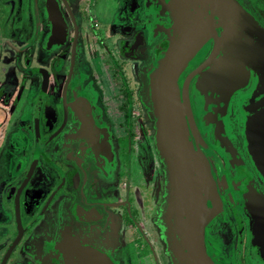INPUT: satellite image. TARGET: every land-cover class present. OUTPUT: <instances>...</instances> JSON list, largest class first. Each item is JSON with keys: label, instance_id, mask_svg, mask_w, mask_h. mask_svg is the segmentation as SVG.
<instances>
[{"label": "flooded vegetation", "instance_id": "flooded-vegetation-1", "mask_svg": "<svg viewBox=\"0 0 264 264\" xmlns=\"http://www.w3.org/2000/svg\"><path fill=\"white\" fill-rule=\"evenodd\" d=\"M54 1L64 24L63 34L52 40L49 0H0V10L9 9L4 20L12 32L0 29L2 43L12 50L10 38H29L37 43L33 55L41 64L35 66L41 73L36 92L17 68L0 85L9 120L20 112L9 135L21 152L12 164L8 157L0 161V264H39L35 257L47 254L53 264H63L52 246L65 233L114 264H198L188 227L196 174L190 154L197 151L208 161L218 198L209 192L203 206L210 214L202 230L209 258L214 264H264L251 244L245 209L250 188L264 196V170L254 149L264 158V119L258 122L264 113V0H116L117 13L107 10L105 0ZM38 5L45 7L40 19ZM180 26L201 32L202 40L176 74L181 137L192 147L184 141L179 148L181 175L170 138L182 183L176 198L167 150L147 141L157 121L150 83L143 79L161 82L183 52L186 45L175 48ZM101 49L113 79L123 84L119 99L105 79L84 76L93 61L95 70L106 68L97 62ZM185 82L194 131L182 107ZM136 87L137 100L131 93ZM20 104L28 105L17 110ZM143 150L149 152L145 164Z\"/></svg>", "mask_w": 264, "mask_h": 264}, {"label": "water", "instance_id": "water-1", "mask_svg": "<svg viewBox=\"0 0 264 264\" xmlns=\"http://www.w3.org/2000/svg\"><path fill=\"white\" fill-rule=\"evenodd\" d=\"M47 8L50 13V19L52 22V34L50 37L53 40L55 37H57L58 34H63L64 21L62 20L61 14L54 0H49ZM59 37H63V35H60ZM200 37L201 33H199L198 31H193L191 33V37L189 38V42L185 50H183L181 54L176 56L175 59L171 61L170 65L165 69L163 78L161 80L162 93L160 108L161 111H163L162 116L164 115L163 124L166 132L178 147L177 169L181 175L184 174V171L182 168L181 153H179V148H181L182 143L184 145V141H186V145L190 148L191 152L192 147L188 142L189 140L188 138H186V136L183 140L181 137L184 134V127H181V123L177 115L178 105L180 106V104H178L179 96L176 84V74L181 66L190 57L192 52L196 49L197 41L200 39ZM215 43L218 47L217 39ZM186 86L187 83L185 82L182 93V107L187 113L190 124L192 125V130L194 131L193 121L191 120V114L189 110ZM262 115L263 116L258 117V122L261 125L263 124L262 121L264 119V113H262ZM252 133L254 135V131ZM252 139L253 138L251 137L250 140ZM258 143L260 144V142ZM254 149L258 152V160L260 162L261 168L264 170V158L261 156L256 145ZM190 156H192L191 158L194 157L195 160L193 159V161L196 165V174L191 180L193 187V198L191 211L188 217V227L191 234L190 237L192 240V249L198 264H214L205 250L203 241V225L210 218V214L208 213L209 211H205L203 206L204 200L209 196L210 193H212L216 200H218L217 193L214 180L210 172V167L205 156L198 151L196 153L193 152L192 155L190 154ZM245 209L250 214L252 220L251 244L258 248L261 259L264 260V196L260 194L255 188H250L248 190L245 201ZM52 248L57 254H59L63 264H114L108 255L90 245L82 244L80 239L69 233H65L61 240L56 241L53 244Z\"/></svg>", "mask_w": 264, "mask_h": 264}, {"label": "rangeland", "instance_id": "rangeland-1", "mask_svg": "<svg viewBox=\"0 0 264 264\" xmlns=\"http://www.w3.org/2000/svg\"><path fill=\"white\" fill-rule=\"evenodd\" d=\"M15 2H17V0H15ZM105 3H106L108 11H111V12L114 11V12L117 13L119 6H118V3H117L116 0H105ZM17 6H19V5H17ZM44 8H45L44 6L42 7V5H38L37 12H39V19H40V16L44 17V15L41 14L42 12L45 11ZM4 9H5L4 7H3V9H1V10H3V12L0 15V29L3 28V31H2L3 35L4 34L5 35L10 34L11 35L12 32L9 29L10 27L8 25V22L4 20L5 19V15L4 14H7L9 9L8 8L6 10H4ZM99 14L103 18H107L108 17V13H107L106 10L101 9ZM9 15H11V13H9ZM117 24H119V23H117ZM18 36L19 35H16L13 38H10L8 40L11 43V47H13V49H16V51H19V50H22L24 48L26 49V47L29 46V45L31 47L29 49L27 48V53H26L27 55H25V56L22 55V54H15L14 55L15 56V61L14 62H17V61L18 62L19 61L20 62H25V60H29V61H31L30 63H32L33 66L41 65L40 63H38V61L36 60L35 56L33 55V51H35V47L34 46L37 43L36 44H32V43L29 44V42H28L29 38H25V40H23V42H22V39L19 38ZM3 40H5V39H3ZM1 43H2V38L0 37V44ZM2 46H4V43H2L0 45V48H2ZM100 52H101V54H100L101 58L99 57L100 60L97 61V62H100L101 64H99V65H102L103 67H106V68H101V69H99L100 71L99 70H95L94 64H96V62L93 61L94 64L90 65L91 68L89 70H87V73L84 76H85L86 80L89 79V80L96 81L97 79L100 80L101 78L105 79L107 85H109V88L111 89L110 92L112 93V95L114 94L113 96L116 99H119V97H120L119 95L122 92L121 88H122L123 84H121L119 81L115 82L116 80L113 79L115 77H114L111 69L108 68L110 66L109 63H108L110 61V59L107 58V56L104 54V51L102 49L100 50ZM29 53L31 55H28ZM55 53H56V50H52L51 51V57H52V55L54 56ZM96 55H97V53H96ZM96 60H98V59H96ZM48 66H49V63H48ZM48 66H47V64H44V67H48ZM143 80H144V83H150V87L148 85V86H146V88L150 89L149 91L152 92V98L151 99L153 100L152 105L154 107L153 110L155 112L154 117L156 118V121H157L156 127L154 128V130H152L154 133L149 132V134L147 136V141H149V143H151V144H154L153 142H156L158 146H160V147L163 146L167 150V153L165 154V157L170 159L169 167L167 168V170L169 172L168 178L170 179L169 187L172 190L171 191L172 194L177 198L178 195H179V192L181 193L180 190L182 189V183L179 181V178H178L179 175H178V173H177V171H176V169L174 167V164H173V160H174L173 159V155H174L173 143H172V141L170 139L169 134L166 132V130L164 128V124H163L164 123L163 122V116L164 115L162 116L163 111H161V108H160L161 107L160 106V103H161V90H160L161 82H160L159 78H155V77L152 79V81L150 80V82H149V80L147 79L146 76H145V78ZM113 83L116 84V85H114ZM32 91H33V89H32ZM131 93H132L133 98H135V100H137L136 96H139V91H138L137 87L135 88V90L131 91ZM135 104H136V106L134 107L135 109L134 108H132V109L137 111V109H138L137 101H135ZM8 105L9 104L6 103L5 101L4 102L3 101L0 102V121L1 122H5L6 120L9 119V112H8L9 106ZM146 110L149 111L150 107L148 109L147 108L144 109V112H143V117L144 118H147ZM144 114H145V116H144ZM147 114H149V112ZM136 119L137 118H134L133 120H136ZM129 120H130V118H129ZM142 120H144V119H142ZM143 124H144L143 126L145 128H147V126L145 124V120H144ZM228 137H230L229 134H228ZM228 140H230V139L228 138ZM143 142L144 143L146 142L145 138H144ZM180 152L183 153L182 149H180ZM148 155H149V152L147 150H143L142 151L143 164H145V161L149 158ZM191 176H192V178H194L193 174H191ZM153 178H155V176ZM154 183H155V180H154ZM157 183H159V182H157ZM143 186H144V184H143ZM144 187L147 188V184H145ZM152 189H153V187H152ZM191 190H193L192 186H191ZM143 194L150 196L149 195V191L145 192L144 189H143ZM187 194H188L187 191L183 192V196H185V200H186V206L189 203V201H188L189 197H187L188 196ZM143 200H142V203L143 204L146 203V201L145 200L143 201ZM153 201H155V199H152V202ZM177 201L175 202L176 205L179 204ZM142 203H140V204H142ZM219 223L221 225L222 221L219 220ZM219 230L221 232L223 229L219 228ZM216 245H219V244H216ZM213 250L216 251V248L214 247ZM240 263L241 264H247L246 261H241Z\"/></svg>", "mask_w": 264, "mask_h": 264}, {"label": "crops", "instance_id": "crops-1", "mask_svg": "<svg viewBox=\"0 0 264 264\" xmlns=\"http://www.w3.org/2000/svg\"><path fill=\"white\" fill-rule=\"evenodd\" d=\"M164 11V10H162ZM107 19H105V21H107ZM181 27V26H180ZM177 28V27H176ZM175 28V29H176ZM178 31V30H177ZM180 33V39L177 41L178 43L175 45L176 50L179 52V50L188 43L187 42L188 38L191 37V32L188 30V27H186V29L181 27V32L178 31ZM201 33V32H200ZM202 40V33H201V37L200 39L197 41V46L199 45L200 41ZM185 46V48H186ZM196 46V48H197ZM184 48V50H185ZM14 49H10V47H8L7 45L2 46L1 51H0V85L2 84V82L4 81L5 78H7L8 76H10L9 74H11L12 72H14V69L17 68V71L20 73V77H25L26 78V84H28V86L31 87V89H33V91L36 92V89H39V84H40V79H41V73L39 71H37L35 69V66L33 67L32 63H29L28 65L24 64V62H14L15 61V54H22V55H27V49H22L19 51H13ZM196 51V49L192 52V54ZM177 54V53H176ZM181 54V53H180ZM192 54L190 55V57L192 56ZM31 55V54H28ZM189 57V58H190ZM188 58V59H189ZM25 65V66H24ZM12 89V86H9V89ZM8 88L6 87L5 92H7ZM19 105V104H18ZM26 105L28 104H20L19 107H16V109H22V108H26ZM13 110L15 111L14 106H12ZM20 112L16 113V116L11 118L10 120H6L5 122H1L0 123V134L1 132L4 133V139L3 142L0 144V161H3V159L6 158L8 164H12L13 162H15V160L17 159V157L20 155V148L12 145V140H11V135L9 134H13V132H15L17 130V124H18V118H19ZM1 137V136H0ZM117 210L115 209L114 212H116ZM44 229H47V227H43ZM127 236V234H126ZM129 239V236L126 237V240ZM33 255V259H37L38 261H41V263L39 264H53L52 255L47 254V256H42V257H38L36 255V253L32 254ZM35 257V258H34ZM32 259V260H33Z\"/></svg>", "mask_w": 264, "mask_h": 264}]
</instances>
